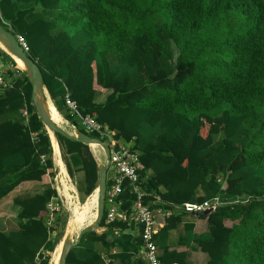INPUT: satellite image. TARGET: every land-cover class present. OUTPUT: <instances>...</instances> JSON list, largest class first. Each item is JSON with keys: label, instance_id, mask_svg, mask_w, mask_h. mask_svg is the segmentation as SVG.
<instances>
[{"label": "trees", "instance_id": "obj_1", "mask_svg": "<svg viewBox=\"0 0 264 264\" xmlns=\"http://www.w3.org/2000/svg\"><path fill=\"white\" fill-rule=\"evenodd\" d=\"M0 25L23 39L68 125L99 138L64 107L66 93L81 115L137 154L148 191L138 202L169 212L155 246L188 214L184 203L218 198L205 232L183 225L182 246L193 243L206 264H264V0H0ZM0 75L7 83L0 117L10 115L0 119V200L23 182L42 186L12 199L16 227H0V264H49L61 211L52 144L25 73L1 49ZM53 137L68 178L81 176L75 189L83 202L97 187V164L86 145ZM137 204L131 194L119 209L128 215ZM106 210L99 229L124 230L120 221L105 224ZM113 248L116 264H130L137 250L126 235L108 240L96 231L81 236L64 264H113L98 251ZM185 258L166 247L158 255L161 264Z\"/></svg>", "mask_w": 264, "mask_h": 264}, {"label": "built area", "instance_id": "obj_2", "mask_svg": "<svg viewBox=\"0 0 264 264\" xmlns=\"http://www.w3.org/2000/svg\"><path fill=\"white\" fill-rule=\"evenodd\" d=\"M19 46L25 52L27 50L26 44L23 39L19 36L13 35ZM3 77L0 75V86L4 87L6 85ZM64 107L67 111L74 117L75 121L78 122L79 126L86 132L90 134H96L100 140L105 138L108 142L109 149V167L113 173V177L109 179L108 184L105 187L104 204L107 205V210L104 217L105 224H110L115 220L117 214V204L116 198L122 192L121 182L125 180L130 186L132 193L136 197L137 206L134 209V215L137 223L141 227L140 231V241L141 249L144 255L146 264H161L158 259L157 249L153 242V236L156 234L155 231V217L153 211H151L148 206L141 205L138 201L144 196L141 190L138 189V176L136 171L137 168V154L128 151L127 147L112 141L107 132L101 129L97 123L87 115H81L75 103L69 98L66 93L63 96ZM25 115V112L22 113ZM71 128L74 129L72 125ZM99 149V148H98ZM107 181V180H106ZM53 185L57 192L63 191L58 179V173L53 178ZM60 199V198H59ZM220 203L218 198H213L210 201H204L202 203H184L181 208L185 213H192L196 211H202L211 205L218 206ZM48 213L51 214L55 211L53 202L47 204ZM49 218L47 224L51 221Z\"/></svg>", "mask_w": 264, "mask_h": 264}, {"label": "crops", "instance_id": "obj_3", "mask_svg": "<svg viewBox=\"0 0 264 264\" xmlns=\"http://www.w3.org/2000/svg\"><path fill=\"white\" fill-rule=\"evenodd\" d=\"M94 98H95L96 103H101V102H103V100L105 98V94H102L101 92H96ZM57 152H58V148H57ZM92 156H93L95 162H97V160L99 158H102V153H101L100 149L97 148L96 155H94V153H92ZM58 158L60 159L59 152H58ZM54 159H55V156H54V153L52 152L53 165L56 169V173H58L57 165H56ZM65 175H66V172H65ZM113 176L114 175L110 170V173L106 177V180L111 179ZM146 176L147 177L151 176V173L148 172ZM66 178H67V180H69L67 175H66ZM80 178H81V176H80ZM138 184H140V185H138V189L141 190V192L144 194V196H147L148 191L146 190V188H144V187H143L144 189L141 188V184L143 185V183L140 181ZM28 188H31L32 191L27 190ZM121 188H122V192L116 198L117 214H116L115 220L120 221L122 223H125V229L121 230L119 228H117V229L103 228V229H98V232H104L107 235L108 240H113V239L117 238L119 235L128 236L130 238L131 242L133 243V245L137 249L131 258L130 264H146L145 259H144V255H143V252L141 249V241H140L141 227L135 219L134 209H132L128 215H125L119 209L120 204L123 203L124 200H127L128 197H130L132 191H131L130 186L127 184V182L125 180H123L121 182ZM41 190H42V186H41V184H39L37 182H23V183L19 184L6 197H4L0 200V221H3V220L5 221V219H7V217L9 216V214L7 212H9V211H11V212L13 211V213L16 214L18 209L12 205V199L14 197L33 196L34 194L39 193ZM58 194H60V192H58ZM7 202L9 203L8 205H7ZM60 202H61V200H60ZM3 208L7 209V212H3ZM152 211H153V214L155 217V224H156L155 225V231L157 233V231L163 225L164 218L169 215V212L164 211V210H160L158 208L154 209ZM184 224H191L193 226L192 233L195 235H199V234L206 231L205 219L196 218L190 214H183V217L181 219V223L174 230H171L168 233V236L164 242L155 241L158 255L160 256L162 249L165 247L166 248H173L177 252H186V258H185L186 264H206V259H207L206 255L203 254L202 252H200L197 248H195L193 243H191L189 246H187V248L185 246H182V244H184V242L186 240L185 235L187 233L183 229ZM230 224L231 223L229 221L224 222V225L227 227H229ZM98 251H100L101 258H102L104 263H107V262H111L113 264L117 263L116 260L109 258V255H113L116 252H118L117 249L113 248V249H111L109 251H105V252L103 250L99 249Z\"/></svg>", "mask_w": 264, "mask_h": 264}, {"label": "water", "instance_id": "obj_4", "mask_svg": "<svg viewBox=\"0 0 264 264\" xmlns=\"http://www.w3.org/2000/svg\"><path fill=\"white\" fill-rule=\"evenodd\" d=\"M0 49L3 50L16 64L15 60L20 61L22 67L19 69L25 73V76L30 85V101L35 115L39 119L46 133L60 135L67 140H73L75 142L86 145L90 149L91 145L96 146L102 153V163L97 165V187L93 191L96 194V206L95 214L92 222L89 225L81 227L74 238L71 240L68 237H63L60 241L58 254L54 264H64L65 257L69 250L77 245L82 235L86 233L96 232L99 229V224L103 217L104 210V195L106 187V172L109 167V149L108 142L106 140H100L96 137H91L79 130H75L74 133L67 132L61 125L56 123L50 115L49 103L50 99L42 83V77L37 65L27 56L22 50L14 36L2 28L0 25ZM57 112V111H56ZM66 123V122H65ZM51 145V144H50ZM52 148V146H51ZM53 152V148H52ZM56 175V169H54V176ZM92 192V193H93ZM216 209L215 205H211L202 211H196L190 213V215L207 219ZM50 261V260H49Z\"/></svg>", "mask_w": 264, "mask_h": 264}, {"label": "rangeland", "instance_id": "obj_5", "mask_svg": "<svg viewBox=\"0 0 264 264\" xmlns=\"http://www.w3.org/2000/svg\"><path fill=\"white\" fill-rule=\"evenodd\" d=\"M23 112L20 113V117H22V114ZM60 115V114H59ZM61 119H62V123H61V126L69 133H74L75 130H73V128L70 127V125H68V123L62 118V116L60 115ZM1 120H6V119H10V115L8 113L6 114H3L1 117H0ZM66 122V123H65ZM216 138H219L218 136ZM92 150V149H91ZM96 151H97V148L95 151L92 150V152L94 153V155H96ZM54 153V151H53ZM55 160V159H54ZM56 165H57V168L59 169L58 167V164L57 162L55 161ZM97 165L102 163V158H99L97 160ZM60 169L58 170V176L60 175ZM110 173V168H108L107 172H106V177L109 175ZM67 175V174H66ZM68 177V176H67ZM67 179V178H66ZM69 179V178H68ZM80 179V176L79 175H75L74 179L73 180H65L66 184L68 186H70L74 192H70L68 191L67 194L70 196L71 199L68 200L67 196L64 194L63 191H59L60 194H59V198L61 200V211L59 213V218H58V222H59V226H58V230L57 232L53 233L51 238L53 240V242H56L55 239H59L62 240L63 237H68L70 238L71 240H74L76 234H77V231L78 229H73L70 231V234L68 233L66 235V228H67V224L69 222V219L72 217V211L73 209L75 208H80L82 207V205L84 203H86V201L93 195L87 198H85L83 200V202H80V198H79V195L77 194L76 190H75V181L78 180L79 181ZM61 182V179L59 178V184ZM62 183V182H61ZM61 186V184H60ZM62 190H63V186H61ZM27 190L29 191H32L31 188H28ZM66 193V192H65ZM9 203L7 202V205ZM3 212H7V209H4L3 208ZM9 214V216L7 217V219H5V221H0V227L1 229L7 231V230H11V229H14L16 227V221H15V214L13 213V211H9L7 212ZM95 213V212H94ZM83 226H86V225H83ZM98 231V230H97ZM56 244V243H55Z\"/></svg>", "mask_w": 264, "mask_h": 264}, {"label": "bare ground", "instance_id": "obj_6", "mask_svg": "<svg viewBox=\"0 0 264 264\" xmlns=\"http://www.w3.org/2000/svg\"><path fill=\"white\" fill-rule=\"evenodd\" d=\"M14 60H15L17 66L19 68L22 67V64L20 63V61H18L16 59H14ZM49 107H50V115H51L52 119L56 123L61 125L62 119H61L59 113L56 112V110H55L54 106L52 105V103H49ZM49 138H50V141H51V144H52V148H53V151H54L55 161L57 162L58 167L60 169V173H59L60 175L58 176V179L59 178L61 179L62 183L60 182V184H61V186H63L64 194L67 196V192L68 191H70V192L71 191L74 192V191L72 190V188L70 186H68L65 183V180H67L66 179V175H65V170H64L62 162L58 158L57 144H56V141H55V139H54V137L52 136L51 133H49ZM90 149L95 151L96 150V146L91 145ZM67 198H68V200L71 199L69 195L67 196ZM95 206H96V194L94 192L93 195L86 201V203H84L82 205V207L73 209L72 217L69 219V222L67 224L66 235L68 233L70 234V231L73 230V229H78L79 230L81 227H83V225H89L92 222L93 218H94ZM60 241H58L56 246H55V249H54V252L52 253V256H51V259L49 261V264H54L55 263V259H56V256L58 254V250H59V246H60Z\"/></svg>", "mask_w": 264, "mask_h": 264}]
</instances>
